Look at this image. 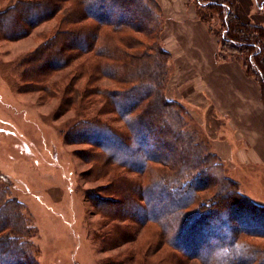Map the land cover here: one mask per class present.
I'll use <instances>...</instances> for the list:
<instances>
[{"label": "rangeland", "instance_id": "374dc122", "mask_svg": "<svg viewBox=\"0 0 264 264\" xmlns=\"http://www.w3.org/2000/svg\"><path fill=\"white\" fill-rule=\"evenodd\" d=\"M126 1L134 13L147 11L152 21L137 23L132 16L123 21L133 20L138 26L150 25L154 33L149 37H137L144 40L146 46L149 43L161 45L164 1ZM13 2L15 0H0V9ZM29 11L32 10L26 12ZM61 13L62 10L40 21L28 34L18 38H5L0 29V220L9 225L0 230V264L8 260L15 262L17 258L26 264L27 257L32 264H109L108 261L122 259L124 253L137 244L142 245L141 251L149 254L150 261L164 258L161 264H221L213 233H223L226 241L231 236L226 229L229 224L242 226L237 220L227 221L222 213L219 216L214 212L211 218L209 207L200 206L216 191L211 187L201 188L195 191L192 202L190 194L180 188L157 185L152 194L145 189L165 173L173 178L174 171L153 161L146 162V168L138 170L120 164L117 158L130 156L142 146L146 149L140 151L160 152L172 160L187 158V163L192 162L189 155L197 153L201 156L200 162L206 163L205 173L214 179L218 174L229 179L230 172L223 162L217 169L209 167L212 159L204 147L210 148V138L198 121L197 112L179 99L178 80L173 79L170 58L163 83L159 80L163 77L157 72L154 76L143 75L145 80L154 77L161 88L160 98L173 103L160 115L157 109L160 99H155L147 117L149 130L159 129L163 134L160 137L157 133L150 134L148 128H141L140 124L134 128L125 120L127 115L120 111L126 112L128 108L122 106V98L114 106L106 92H82L86 88L88 70H92L90 64L98 60L95 48L105 45L106 41L99 39L93 51L72 60H60L58 66L51 65L50 71L43 76L34 75L36 65H30L29 55L53 35ZM258 15L260 20L264 19V13ZM208 17L209 23L219 29L217 52L247 58L245 49L222 40L217 14ZM83 22L92 23L93 20L87 18ZM5 23L0 20V25ZM102 30L113 34L112 43L103 46L106 48L103 53L107 54L105 51L116 44L120 33L111 32V27L107 26ZM126 32V38L133 43L137 37L131 36L134 33L129 29ZM157 35V39L151 38ZM117 45L124 48L118 42ZM262 48L264 56V45ZM100 59H104L103 56ZM82 62L84 66L79 69ZM94 84L103 90L119 86L103 75ZM179 104L183 112H178ZM168 124L177 133L167 130ZM106 126L120 130L126 137L116 135ZM133 131L138 133V139L131 140ZM178 132L180 135H176ZM155 137L160 140L158 144ZM132 188H135L136 202L128 200ZM238 189L248 202H252L239 184ZM103 194H111L110 200L116 202L100 204L97 197ZM180 201L187 203L180 205ZM137 202L139 206L145 204L147 210L142 220L137 218L140 214H133ZM153 213L158 216L152 217ZM137 219L139 222L134 223ZM219 221L222 225L217 229L214 223ZM132 223L136 226L133 241L117 245L107 239L113 226ZM189 223L190 227L184 232ZM236 241L235 253L240 249L247 253L237 258L235 264H258L259 259L264 258L263 236L238 232ZM248 260L252 261L248 263Z\"/></svg>", "mask_w": 264, "mask_h": 264}, {"label": "trees", "instance_id": "16d2710c", "mask_svg": "<svg viewBox=\"0 0 264 264\" xmlns=\"http://www.w3.org/2000/svg\"><path fill=\"white\" fill-rule=\"evenodd\" d=\"M106 1H108V3L105 2V0H15V3L13 2L12 4H8L5 8L0 9V20L3 19L6 22L5 24L0 25V29L5 38H18L28 34L30 28L38 24L40 21L53 17L58 11L62 10L59 23L53 35L44 43V45H41L29 55V63L31 62L30 65H36L34 75L37 77L43 76L46 72H49L52 67L51 65L58 66L60 60H72L93 51L95 43L99 39L100 41L103 40V42L106 41V43L108 42L109 44L112 43L113 34L106 30H102V27H111V32L120 33V36H117L116 40L120 45L124 46V48H118L117 42L116 44H112V48L110 47L105 51L107 54L103 53L106 49L103 47L106 46L105 42V45L95 48V55L98 57V60L92 65L90 64L89 69L92 68V70H88L90 72L88 74L86 88H84L82 92L84 94L106 92L111 105L114 106L118 103V99L122 98V106H127L128 108L126 112H124L123 109L120 111L121 114L127 115V119L125 120L133 124L134 128L136 124H140L141 128H148L150 134L157 133V135L161 137L163 134L159 129L156 128V130H149L150 123L147 120V117L150 115L155 99H160L157 107L160 115L161 113L164 114L165 109H168L170 105V107H172L173 103L160 98L162 92L160 95H158V93L161 91V88L158 85L159 82H156L154 77H149L145 80L143 75L145 73H150L154 76V72H157L159 76L163 77L159 78L163 83L165 81L166 63L169 60L170 55L161 45L158 44V46H154L152 43H149L147 44L149 46H146L144 45V40L137 37V35L149 37L150 34L154 33L153 27L150 25L147 27V24L152 21L147 11H144L143 9V13L142 11L134 13L131 10L130 3L126 0ZM65 2H69L70 4L66 6L64 4ZM193 2L196 6L197 17L208 25L209 30L212 33L219 37V29L209 23L210 20L208 16L217 14L222 26L220 32L222 40L246 50L247 58H241L235 54H221L220 52H217L216 56L218 59H226L231 56L240 60L245 67L246 73L253 75L259 82L262 97L264 99V56H262L264 25L242 21L234 13L231 0H193ZM256 2L258 7L264 5V0H256ZM27 10H32L33 12H26ZM127 16H132V19L137 21V23L140 21L143 23L146 22L147 24L144 26H138L133 24V20L124 22L123 19H127ZM87 18L92 19L93 22H83ZM128 29L134 33L130 34L131 36L137 37L133 43L129 42L130 39L125 36L127 35L126 31H128ZM151 38L157 39L158 35L156 38L155 36H152ZM102 56L104 59L99 60V57ZM83 66L84 62L80 63L78 68L81 69ZM32 67H34V65H32ZM35 70H38V72ZM101 75L117 82L119 86H116V88L112 90L101 89L99 85L94 84ZM151 86L154 87V89H152ZM72 92H74V90H72ZM177 106L179 108L178 112H183V107L180 104ZM162 124H164V122H162ZM170 126L171 125L169 124L166 126L167 130L170 129V131L172 130L173 132L175 131L174 133H177L176 129H171ZM106 127L112 130L116 135H120L124 138L126 137L120 130L111 128L110 126ZM133 132L134 135L131 140L138 139V133L135 131ZM176 135H180V133L178 132ZM155 141L154 142L158 144L160 140L155 137ZM142 147H138L139 149L136 148L135 153L130 156L117 157L119 160L118 162L139 170L146 168V162L153 161L174 171L173 178L171 177L170 179V174L165 173L163 176H159L158 179L153 181L145 191L150 190V192L154 194V188L157 185L169 187L171 189H174V187L175 189L180 188L190 194V202H192L195 198V191L201 188L204 189L211 187V190H215L216 192L212 193V197L202 201L200 206L202 208H204L205 205L209 207L208 213L211 218V214L213 215L214 212L219 216L222 213L226 216L227 221L237 220V222L240 223L242 228L235 225L232 226L231 224L227 226L226 229L230 231L231 236H229L226 241L222 235L223 233L215 232L212 235L216 240V246L219 247L220 250L218 252L220 253V258H222L221 264H235L238 260L237 258L240 259L242 255L245 256L247 253L246 251L243 252L244 249H240L238 254L234 251V248L237 245L236 234L238 232L264 237V205L257 204L253 201L248 202L245 198L246 196L242 195L239 191L238 184L230 178L225 179L223 174H218V178L214 179L209 174L205 173L207 166L206 163L204 164L200 162L201 156L199 157V154L191 153L189 156L191 157L192 162L187 163V158L172 160L168 156L161 155L160 152L155 151V153H149V151H144L146 146ZM140 149L144 150L140 151ZM204 149H206L207 155L212 159L209 167L217 169L221 166L222 161L210 151V148L206 146ZM110 156V158H114L112 154ZM184 173L186 175H184ZM225 181L228 183L225 184ZM194 182H196V184H194ZM229 186L232 188H229ZM120 191L122 192V190ZM134 191L135 188L130 189L128 194V196H130L128 198L129 201H137L133 197ZM110 195L103 194L102 196H98L97 199L100 204L105 203L106 201L110 202ZM224 196L226 197L225 199ZM111 202L115 203L116 200ZM138 203L140 202L136 203L137 210L136 212H133V214L135 216L136 214H140V217L137 218L142 220V218L144 219L145 216H147V210L144 208L145 204L144 206H139ZM186 203L187 201L179 202L180 205ZM102 206L105 207V205ZM151 216L156 218L158 214L153 213ZM135 221L133 222H139L138 219ZM195 221L196 219L191 223H194ZM221 222L224 223L222 220ZM191 223L186 225L183 230L184 232L190 227ZM219 223H214L217 229L221 228L222 224ZM6 226L9 227L8 222H2V220H0V230ZM135 232L136 226L133 225V223L115 225L110 228V237L107 239L113 241L117 245H121L122 243L133 241ZM3 236L5 237V235ZM142 248V245L137 244L124 253L122 259H118L116 262L115 260L112 262L108 261V263L133 264V262H135L136 264H161L162 261H165L162 257L156 262L150 261L149 258H147L149 254L145 251H141ZM169 258H171V256ZM27 259L28 261L26 264H32L31 261H29L30 258L27 257ZM8 261L5 264H22V260L18 258L14 260L15 262ZM251 261L252 260H248V263ZM258 264H264V258L262 260L259 259Z\"/></svg>", "mask_w": 264, "mask_h": 264}, {"label": "crops", "instance_id": "0c3cea01", "mask_svg": "<svg viewBox=\"0 0 264 264\" xmlns=\"http://www.w3.org/2000/svg\"><path fill=\"white\" fill-rule=\"evenodd\" d=\"M161 46L170 54L179 99L192 107L210 151L251 200L264 204V99L259 82L234 57L218 59V38L196 15L193 0H163ZM244 22L260 23L264 5L231 0ZM259 200V201H258Z\"/></svg>", "mask_w": 264, "mask_h": 264}, {"label": "flooded vegetation", "instance_id": "af4514ba", "mask_svg": "<svg viewBox=\"0 0 264 264\" xmlns=\"http://www.w3.org/2000/svg\"><path fill=\"white\" fill-rule=\"evenodd\" d=\"M246 23H248V22H246ZM260 24V23H259Z\"/></svg>", "mask_w": 264, "mask_h": 264}]
</instances>
